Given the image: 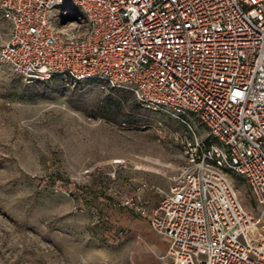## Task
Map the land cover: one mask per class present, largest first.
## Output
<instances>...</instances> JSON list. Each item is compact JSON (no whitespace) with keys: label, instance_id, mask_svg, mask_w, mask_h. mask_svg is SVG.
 Masks as SVG:
<instances>
[{"label":"built area","instance_id":"2783aa9c","mask_svg":"<svg viewBox=\"0 0 264 264\" xmlns=\"http://www.w3.org/2000/svg\"><path fill=\"white\" fill-rule=\"evenodd\" d=\"M0 18L25 84L101 82L186 128L168 190L123 203L167 240L163 264H264V0H0Z\"/></svg>","mask_w":264,"mask_h":264},{"label":"rangeland","instance_id":"374dc122","mask_svg":"<svg viewBox=\"0 0 264 264\" xmlns=\"http://www.w3.org/2000/svg\"><path fill=\"white\" fill-rule=\"evenodd\" d=\"M8 36L0 18V48ZM184 135L128 91L63 77L27 85L0 63V264H163V237L123 203H139L141 183L168 190ZM234 182L255 209L244 181Z\"/></svg>","mask_w":264,"mask_h":264},{"label":"crops","instance_id":"0c3cea01","mask_svg":"<svg viewBox=\"0 0 264 264\" xmlns=\"http://www.w3.org/2000/svg\"><path fill=\"white\" fill-rule=\"evenodd\" d=\"M147 224H148V222H147ZM148 227H149V225H148ZM150 229V228H149ZM151 231V230H150ZM152 232V231H151ZM153 233V232H152ZM155 234V233H154ZM163 240H164V245H163V247H161L160 248V251H162V253H163V255L165 254V252H166V249H167V240L165 239V238H162ZM162 255V256H163Z\"/></svg>","mask_w":264,"mask_h":264},{"label":"clouds","instance_id":"9594fccd","mask_svg":"<svg viewBox=\"0 0 264 264\" xmlns=\"http://www.w3.org/2000/svg\"><path fill=\"white\" fill-rule=\"evenodd\" d=\"M70 25L74 27V26H76V23L73 22V23H70ZM67 27H69V26H66V27H64V28H67Z\"/></svg>","mask_w":264,"mask_h":264}]
</instances>
